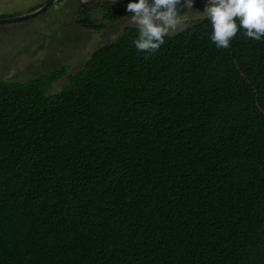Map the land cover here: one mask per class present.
<instances>
[{
	"label": "trees",
	"instance_id": "trees-1",
	"mask_svg": "<svg viewBox=\"0 0 264 264\" xmlns=\"http://www.w3.org/2000/svg\"><path fill=\"white\" fill-rule=\"evenodd\" d=\"M244 32L217 48L205 17L145 58L129 26L75 73L1 81L0 264H264V37Z\"/></svg>",
	"mask_w": 264,
	"mask_h": 264
},
{
	"label": "rangeland",
	"instance_id": "rangeland-1",
	"mask_svg": "<svg viewBox=\"0 0 264 264\" xmlns=\"http://www.w3.org/2000/svg\"><path fill=\"white\" fill-rule=\"evenodd\" d=\"M50 0H0V19L19 17L40 8ZM101 1L57 0L40 15L14 22L0 24V82L28 81L49 74L63 66H70L69 74L79 71L91 55L100 47L115 42L130 23V16L113 24L102 18L93 21L106 24L102 31H92L76 25L78 8L83 5L94 7ZM126 1V0H112ZM207 4L192 6L181 15L183 25L176 35L189 28L206 15ZM133 15V14H132ZM67 77L56 83L51 94L58 93L67 83Z\"/></svg>",
	"mask_w": 264,
	"mask_h": 264
},
{
	"label": "clouds",
	"instance_id": "clouds-1",
	"mask_svg": "<svg viewBox=\"0 0 264 264\" xmlns=\"http://www.w3.org/2000/svg\"><path fill=\"white\" fill-rule=\"evenodd\" d=\"M192 9V0H132L127 11L133 13L130 23L137 28L134 45L146 57L164 44V37L181 29V8ZM211 21V41L217 48L227 49L240 28L249 39L264 37V0H209L203 13ZM239 20V26L237 24Z\"/></svg>",
	"mask_w": 264,
	"mask_h": 264
},
{
	"label": "water",
	"instance_id": "water-1",
	"mask_svg": "<svg viewBox=\"0 0 264 264\" xmlns=\"http://www.w3.org/2000/svg\"><path fill=\"white\" fill-rule=\"evenodd\" d=\"M56 1L57 0H50L48 3H46L43 6H41L40 8L30 12L29 14L23 15V16L0 19V24L14 23V22H18V21H22V20H26V19H30V18L36 17V16L40 15L41 13L45 12ZM80 1L82 3H85L88 0H80ZM207 3H209V0H192V5L193 6H196V5H199V4H207Z\"/></svg>",
	"mask_w": 264,
	"mask_h": 264
}]
</instances>
